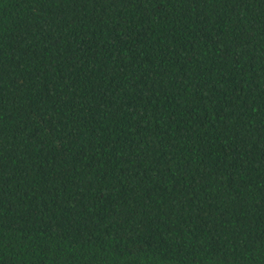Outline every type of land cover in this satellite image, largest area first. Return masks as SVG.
I'll return each instance as SVG.
<instances>
[{
  "label": "trees",
  "instance_id": "16d2710c",
  "mask_svg": "<svg viewBox=\"0 0 264 264\" xmlns=\"http://www.w3.org/2000/svg\"><path fill=\"white\" fill-rule=\"evenodd\" d=\"M0 264H264V0H0Z\"/></svg>",
  "mask_w": 264,
  "mask_h": 264
}]
</instances>
